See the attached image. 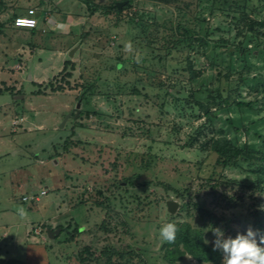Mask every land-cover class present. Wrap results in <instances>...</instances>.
I'll use <instances>...</instances> for the list:
<instances>
[{
  "label": "rangeland",
  "instance_id": "rangeland-1",
  "mask_svg": "<svg viewBox=\"0 0 264 264\" xmlns=\"http://www.w3.org/2000/svg\"><path fill=\"white\" fill-rule=\"evenodd\" d=\"M91 1L125 4L121 15H91L84 0H0V226H16L21 237L33 227L49 264H83L85 247L96 253H82L85 264H169L158 231L167 222L190 223L210 245L212 228L233 237L245 232L251 205L264 209V194L237 184L253 179L247 164L221 167L204 147L221 128L234 140L225 121L242 114L234 107L209 122L187 102L194 103L191 94L203 85L231 87L232 100L252 103L243 113L245 125L261 121L257 130L264 135V91L244 84L264 78V55L256 51L247 69L236 58L229 79L225 59L212 65L200 43L179 45L160 58L166 46L174 47L178 24L197 32L202 17L210 46L237 47L249 35L251 46L264 49V28L253 35L245 26L249 20H242L264 21V0H249L233 17L222 10L211 14L207 0ZM31 9L39 17L34 34L14 26ZM225 51L217 49L227 59ZM187 59L200 75L186 69ZM69 60L75 67L62 81ZM83 94L91 96L79 101ZM245 133L240 143L261 146L254 130ZM33 196L40 201H22ZM169 201L178 204L174 214ZM59 226L65 230L50 239L48 230ZM110 249L119 255L108 262L100 253ZM176 264L201 263L185 256Z\"/></svg>",
  "mask_w": 264,
  "mask_h": 264
},
{
  "label": "trees",
  "instance_id": "trees-1",
  "mask_svg": "<svg viewBox=\"0 0 264 264\" xmlns=\"http://www.w3.org/2000/svg\"><path fill=\"white\" fill-rule=\"evenodd\" d=\"M207 1L211 3L210 7L208 8L211 14H214L217 10H222L224 12H227V14L231 15L232 17L236 14L237 10L242 11L244 8H246L249 2V0H243V4L239 5L237 4V2L232 3L230 0ZM84 2L91 15H94L98 12H103L104 15H121L123 11L118 9V4H114L109 7H102L96 5L91 0H84ZM232 4H235V8H231ZM242 20H249V22L245 26L247 27V30L253 35H255V33L257 34V32L255 31L256 27L264 28V21H254L246 16ZM130 21L134 22L132 19ZM198 23L199 31L197 32L194 29H188L182 24H178V26L176 27V31L173 33L175 35H172V37L174 38V40L172 39V42H175L174 47L166 46L165 49L167 53L164 57L160 58V61L166 59L169 55H171L174 52L173 50L175 48H178L179 45H185L186 47L192 49L196 43H200V45L205 47V50H207L205 52V55L208 56L209 61L212 65L219 66V59H221V62H224L225 59L228 64V71L225 78L229 79L231 76V69L235 67L236 58L239 59L245 66V69H247L251 66L250 56H255L254 53L256 51H258L259 53L258 56L263 57L264 49H261L260 45H256L255 47L251 46V37H249V35H245L244 40L240 42L237 47L235 46L227 48L225 46L219 47L217 45L213 47L210 46L208 40L211 32L209 31V28L206 27L205 18H199ZM30 31L31 34L35 33V29ZM259 35L260 34H258V37ZM223 42L224 41H222V43ZM218 48H225L226 51L224 53L228 56L227 59L223 52H217ZM185 63L186 69L193 75V77L200 75L201 72H196L194 69V62L187 59ZM74 67V64L70 60L65 63V68L61 72L62 81H67L68 78L72 76V73L70 71L73 70ZM123 67L124 62H121L116 66L117 69H122ZM247 83H251V90H255L256 92H258L259 88H261L264 91V78H262L261 76H255L245 79L244 84ZM236 84L237 86L235 92L239 93L238 88L242 85V83L240 80H237ZM49 86L55 91H59L62 89L61 87L54 88L52 83H50ZM94 88V85H91L88 88V91L93 93ZM229 89H226L223 86L212 88L210 87V85H203L201 89L195 92V94H191L194 103L191 104L188 101L187 104L193 106L194 109L202 112L204 117L209 122H213L215 120V116L218 114V112H231L234 107L238 108L239 112L242 115L237 117H228L225 121L228 125L227 129L234 133L235 139L233 140L228 138L226 135V130L221 128L216 131V135L212 136L205 142L204 147L209 146L211 151L217 155V164L221 167L242 168L243 164H247L251 174L253 175V179L249 178L244 181H238L237 184L244 185L247 189L253 192L258 191L261 194H264V135L260 134L257 130L258 125L261 121H250L247 125H245L244 121L246 117L243 115V113L246 108H252V103L232 100L231 95L228 93ZM134 92H136V94H139L137 89H134ZM195 95L198 96L195 97ZM89 97L88 95L83 94L79 97V101H87ZM213 109H215L214 112ZM244 130H246L247 132L245 134H250L252 130L255 131V135L262 140V144L259 148H256L254 144H250L248 142L240 143V136L244 133ZM248 214L249 215H247L246 220L250 224L252 222L251 228L253 229V231H256L258 233V237L259 235H264V209H261V206L259 208V206L252 204ZM175 225L177 227L176 239L172 243L166 242L163 246L164 259L167 263L176 264L182 261L185 256H190L201 264H221V254L218 251L214 252L212 250V245L205 242V235L201 230L193 228L190 223H177ZM58 228H62V232L65 230V228L61 226H59ZM77 231H80V229H78ZM134 252L135 251H133V253ZM82 253L92 258L96 257V253L89 247H85ZM82 253L80 256V260L83 264H85V262L87 261V257H83ZM112 254L118 253L114 249H110L108 251L100 253L101 256H104L108 259V262H111ZM125 254L127 255V253H124V255Z\"/></svg>",
  "mask_w": 264,
  "mask_h": 264
},
{
  "label": "clouds",
  "instance_id": "clouds-1",
  "mask_svg": "<svg viewBox=\"0 0 264 264\" xmlns=\"http://www.w3.org/2000/svg\"><path fill=\"white\" fill-rule=\"evenodd\" d=\"M17 23L24 21L18 20ZM130 49L131 43L125 42L124 50ZM16 214L23 218L25 210L19 207ZM158 231L159 238L164 242L172 243L176 239L177 227L173 222L162 224ZM211 232L214 238L212 250L221 254V264H264V235L258 237L251 227L243 233L237 232L234 237L226 235L219 227L212 228Z\"/></svg>",
  "mask_w": 264,
  "mask_h": 264
},
{
  "label": "crops",
  "instance_id": "crops-1",
  "mask_svg": "<svg viewBox=\"0 0 264 264\" xmlns=\"http://www.w3.org/2000/svg\"><path fill=\"white\" fill-rule=\"evenodd\" d=\"M16 226H0V241H10L9 246H0V264H49L47 250L32 235V228L25 229V235L20 236L13 231ZM3 239V240H2ZM5 250H2V248Z\"/></svg>",
  "mask_w": 264,
  "mask_h": 264
},
{
  "label": "built area",
  "instance_id": "built-area-1",
  "mask_svg": "<svg viewBox=\"0 0 264 264\" xmlns=\"http://www.w3.org/2000/svg\"><path fill=\"white\" fill-rule=\"evenodd\" d=\"M18 20L24 21V23H17ZM38 22H39V17L37 15V10L36 9H31L28 11L27 14L25 15H20L15 18L14 21V26L17 29H25V30H33L38 27ZM46 192H42L41 196L45 195ZM24 202L28 201H35L39 202L40 201V196H33L31 198L24 197L22 199Z\"/></svg>",
  "mask_w": 264,
  "mask_h": 264
},
{
  "label": "water",
  "instance_id": "water-1",
  "mask_svg": "<svg viewBox=\"0 0 264 264\" xmlns=\"http://www.w3.org/2000/svg\"><path fill=\"white\" fill-rule=\"evenodd\" d=\"M124 4L125 3H119L117 5L118 9H121ZM72 54H73V51H71V53L69 54V57H71ZM79 107H80V104L77 105V109L78 110H77V113L75 115L76 118H78L79 114H80ZM69 117H70V115H69ZM167 207H168V212L171 213V214H174L176 212V210H177L178 204L176 202H174V201H169L167 203ZM61 231H62V229H60V228H58L56 230H51L50 229V230H48V236H49L50 239H54L55 237H57V236H59L61 234Z\"/></svg>",
  "mask_w": 264,
  "mask_h": 264
}]
</instances>
